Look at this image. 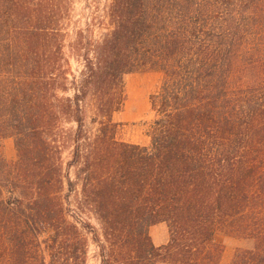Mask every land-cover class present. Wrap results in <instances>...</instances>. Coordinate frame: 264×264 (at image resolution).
<instances>
[{
	"label": "trees",
	"instance_id": "1",
	"mask_svg": "<svg viewBox=\"0 0 264 264\" xmlns=\"http://www.w3.org/2000/svg\"><path fill=\"white\" fill-rule=\"evenodd\" d=\"M70 3L0 0V264H221L220 229L264 264V0H110L75 29ZM142 71L146 145L113 120Z\"/></svg>",
	"mask_w": 264,
	"mask_h": 264
},
{
	"label": "rangeland",
	"instance_id": "2",
	"mask_svg": "<svg viewBox=\"0 0 264 264\" xmlns=\"http://www.w3.org/2000/svg\"><path fill=\"white\" fill-rule=\"evenodd\" d=\"M70 15L72 17V27L83 28L96 17H106L107 7L110 0H70ZM94 34L99 31L96 26L92 27ZM73 66L75 64L73 63ZM162 75L154 71H142L128 74L124 77L126 91V101L122 110L113 115V120L120 124L117 137L126 142L141 145L148 144L146 136L147 123L152 119L153 113L150 111L149 95L153 93L160 83ZM2 154L7 161L15 158L13 140L11 138L2 140ZM67 154L64 155L66 158ZM87 221L96 227L94 219ZM149 235L156 245L165 244L168 240V230L165 223H157L149 227ZM214 242L221 246L222 252L219 258L221 264H228L239 249L251 248L252 242L245 240L225 229L217 230L214 234ZM89 264H95L93 255L95 247L90 244Z\"/></svg>",
	"mask_w": 264,
	"mask_h": 264
}]
</instances>
